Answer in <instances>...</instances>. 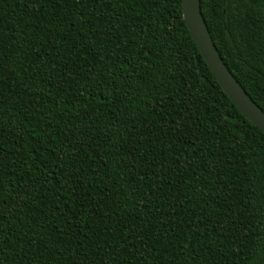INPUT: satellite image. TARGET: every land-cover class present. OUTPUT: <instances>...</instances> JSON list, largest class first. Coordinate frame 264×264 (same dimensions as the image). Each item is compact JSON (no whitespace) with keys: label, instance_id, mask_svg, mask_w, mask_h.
Masks as SVG:
<instances>
[{"label":"trees","instance_id":"trees-1","mask_svg":"<svg viewBox=\"0 0 264 264\" xmlns=\"http://www.w3.org/2000/svg\"><path fill=\"white\" fill-rule=\"evenodd\" d=\"M182 0H0V264H264V134ZM264 111V0H200Z\"/></svg>","mask_w":264,"mask_h":264},{"label":"water","instance_id":"water-1","mask_svg":"<svg viewBox=\"0 0 264 264\" xmlns=\"http://www.w3.org/2000/svg\"><path fill=\"white\" fill-rule=\"evenodd\" d=\"M186 29L211 73L238 110L264 134V111L256 105L223 63L201 13L200 0H182Z\"/></svg>","mask_w":264,"mask_h":264}]
</instances>
